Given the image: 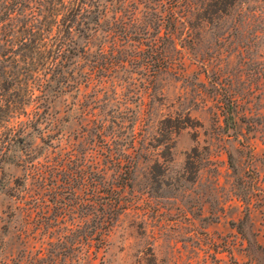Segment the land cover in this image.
I'll return each mask as SVG.
<instances>
[{
    "label": "rangeland",
    "instance_id": "obj_1",
    "mask_svg": "<svg viewBox=\"0 0 264 264\" xmlns=\"http://www.w3.org/2000/svg\"><path fill=\"white\" fill-rule=\"evenodd\" d=\"M202 2L210 3L207 19ZM194 3L187 18L194 27L177 39L183 57L173 70L158 74L151 87L142 78L117 87L137 120L130 148L137 163L107 248L92 257L76 245L55 261L39 250L49 245L35 240L33 264H264V0ZM222 4L225 14L218 13ZM15 39L10 27L0 32V81L13 83L10 91L19 96L28 87L30 115L36 95L49 103L48 118L30 129L44 152L50 131L54 140L66 139L83 126L78 108L93 89L81 84L80 91L63 92L41 84L35 65L19 59ZM27 157L13 144L0 160V264H16L22 254L24 217L10 188L25 175ZM75 190L67 194L76 213L63 216L64 233L80 223L86 193L79 184Z\"/></svg>",
    "mask_w": 264,
    "mask_h": 264
},
{
    "label": "trees",
    "instance_id": "obj_2",
    "mask_svg": "<svg viewBox=\"0 0 264 264\" xmlns=\"http://www.w3.org/2000/svg\"><path fill=\"white\" fill-rule=\"evenodd\" d=\"M209 5L200 4L204 19ZM196 7L194 0H0V32L14 30L17 55L35 65L31 70L41 84L63 92L80 91L81 84L93 89L78 108L83 126L66 139L54 140L50 131L42 152L33 145L30 129L48 118L49 103L36 95L30 115L25 110L28 87L19 96L17 89L10 91L13 83L0 81V160L13 144H20L28 155L22 160L25 175L10 188L24 217L19 228L22 254L16 264H33L35 240L49 245L39 250L47 249L55 261L76 245L92 257L107 248L108 235L128 204L125 189L131 186L137 163L130 151L137 120L117 87L140 78L151 87L158 74L173 70L183 57L177 39L193 29L187 18ZM226 11L223 4L218 8L220 14ZM44 68L46 77L40 72ZM21 114H29L28 119L9 125ZM77 184L86 193L80 223L73 222L64 233L63 216L76 213L67 194L75 195ZM75 226L80 232L76 239Z\"/></svg>",
    "mask_w": 264,
    "mask_h": 264
}]
</instances>
